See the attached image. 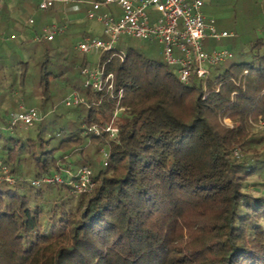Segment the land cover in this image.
<instances>
[{"label": "trees", "instance_id": "1", "mask_svg": "<svg viewBox=\"0 0 264 264\" xmlns=\"http://www.w3.org/2000/svg\"><path fill=\"white\" fill-rule=\"evenodd\" d=\"M121 40L102 58L115 98L61 85L64 72L40 64L43 113L54 111L14 133L11 112L2 120L0 160L14 183H0V264H264V133L254 126L264 119V40L233 44L231 60L188 83ZM89 66L82 58L80 77ZM65 87L89 106L60 110L70 92L52 104ZM82 167L94 186L76 194L65 171ZM56 173L66 182L33 184Z\"/></svg>", "mask_w": 264, "mask_h": 264}, {"label": "built area", "instance_id": "2", "mask_svg": "<svg viewBox=\"0 0 264 264\" xmlns=\"http://www.w3.org/2000/svg\"><path fill=\"white\" fill-rule=\"evenodd\" d=\"M7 0H0V16L3 4ZM81 3L80 0H39L38 10L46 13L58 5L67 6L70 3ZM206 0H96L86 3L89 6L86 17L90 21L101 24L104 28L105 39L86 38L79 42L76 50L83 55H97L96 64L83 69L84 88L97 94L109 95L115 98L114 75L106 72L102 58L105 54H117V46L123 38L156 43L161 46L163 61L176 69L179 80L188 83L192 77L207 79L213 67L223 65L231 60L234 51L231 48L207 49L208 41L221 42L227 38H234V34L219 31L214 19L204 13ZM113 7L120 9V14L112 11ZM34 21L29 20L32 24ZM65 25L52 23L46 25L40 33L34 36L33 42L40 44L52 42L64 33ZM11 35L3 40H15ZM123 90L118 91V98ZM66 108L79 105L89 106L87 99L78 91L70 92L63 100ZM117 108L105 131L112 139L118 135L115 125L117 117L123 112ZM43 115L35 108L20 106L18 111L12 112L7 119L6 130L14 133L16 130H29L40 123ZM255 128L264 132V119L255 123ZM98 133L97 127H92ZM239 156V153H236ZM107 154L103 155V165L107 166ZM69 184H72L76 194L90 192L94 186L92 172L87 167L79 169L77 174L65 171ZM74 178L75 180H72ZM14 183L9 168L0 160V183ZM61 174H53L33 182L65 183ZM264 192V187H263Z\"/></svg>", "mask_w": 264, "mask_h": 264}, {"label": "rangeland", "instance_id": "3", "mask_svg": "<svg viewBox=\"0 0 264 264\" xmlns=\"http://www.w3.org/2000/svg\"><path fill=\"white\" fill-rule=\"evenodd\" d=\"M80 1L81 3L79 4H75L76 2H74L71 5L78 10L76 18L72 21L78 22L86 28L92 24L97 25V33H95L94 38L96 36L103 37V26L95 21L88 20L86 17L85 4L92 0ZM263 3L264 1L261 0L258 5L259 7L253 5L245 8L240 5L238 0H218L216 4L211 5L213 10L209 11L211 15H207V17L214 19L219 31L234 34V38H227L221 42L208 41L213 45L211 49L231 48L234 51L233 44L238 45L248 40L262 39L264 37ZM35 15L31 17L34 19L32 24L19 25V28L14 33L16 39L4 43L2 48L3 52L0 53V66L2 67L0 72V128L4 124L2 120L5 121L10 112L18 111L21 105L26 108H35L43 116H46L52 110L54 111V109H50L46 114L43 113V107L40 102L41 91L37 86L38 65L45 64L48 70L52 72L56 71V69L59 73L64 72V79L61 85L67 83L69 86H79L84 90V77L79 76L76 66L84 57L88 60L89 65L96 64L99 59L97 55H83L78 52L75 48L80 41L76 37H73L70 31L66 32L67 29L64 31L66 34L57 36L51 43L34 44L33 38L35 36L34 30L36 28V22L40 21V18L46 14L38 10L35 12ZM59 16L62 20L65 19L63 14ZM10 35L8 34L7 37ZM121 42L138 48L148 57L156 61L163 59L161 56V47L158 44H150L133 38H124ZM45 49L48 50L47 53L44 52ZM73 63L76 66L73 67ZM54 66L58 67L54 69ZM25 67V72L26 74L28 73L30 78L27 79L25 90L22 91L19 78L22 74V69ZM11 88L13 92L10 90ZM69 90V88L65 87L52 100V104L58 105L70 92ZM59 109L63 110L65 107H60ZM226 123L230 124L229 121H226ZM259 131L263 132L261 130ZM250 191H253L255 195H260L261 189L260 187H250Z\"/></svg>", "mask_w": 264, "mask_h": 264}, {"label": "crops", "instance_id": "4", "mask_svg": "<svg viewBox=\"0 0 264 264\" xmlns=\"http://www.w3.org/2000/svg\"><path fill=\"white\" fill-rule=\"evenodd\" d=\"M217 1L218 0H206V4L204 7L205 15H211L209 12L213 10V7H211V5L216 4ZM238 2L245 8L253 5L259 7L258 5L261 0H238ZM38 4L39 0H7L4 2L2 14L0 16V53L3 52V44L6 43L3 39L7 37L8 34L14 35L15 31L19 28V25L27 24L29 20L34 21V19H32L31 17L35 15V12L38 11ZM72 4H74V2L68 4L67 6L58 5L55 9L43 13L46 15L40 18V21L36 22L35 29L41 31L46 25L56 23L65 25L67 29L66 32L70 31V34H72L73 37H76V39H79L78 41L80 42L86 38H94L95 33H97V25L92 24L86 28L80 25L78 22L72 21L78 14V10L72 7ZM75 4H77V2ZM85 7V12L87 13L89 6L86 5ZM112 11L116 12L118 15L120 14V9H118L117 7H113ZM60 14L64 15V20L60 18ZM104 37L105 35H103V37L96 36V38L100 39H105ZM262 40H264V37L262 38ZM211 47L212 44H210L207 49H211Z\"/></svg>", "mask_w": 264, "mask_h": 264}]
</instances>
